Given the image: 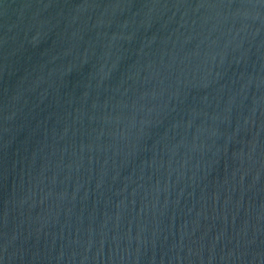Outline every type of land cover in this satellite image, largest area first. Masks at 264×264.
<instances>
[{
  "label": "water",
  "instance_id": "obj_1",
  "mask_svg": "<svg viewBox=\"0 0 264 264\" xmlns=\"http://www.w3.org/2000/svg\"><path fill=\"white\" fill-rule=\"evenodd\" d=\"M0 264H264V0H0Z\"/></svg>",
  "mask_w": 264,
  "mask_h": 264
}]
</instances>
